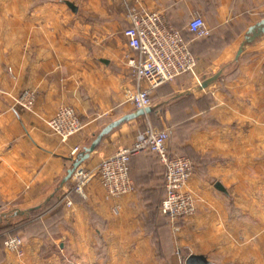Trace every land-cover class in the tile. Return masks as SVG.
<instances>
[{
	"label": "crops",
	"instance_id": "crops-1",
	"mask_svg": "<svg viewBox=\"0 0 264 264\" xmlns=\"http://www.w3.org/2000/svg\"><path fill=\"white\" fill-rule=\"evenodd\" d=\"M128 1L176 27L200 14L211 37L190 39L196 75L157 87L152 113L105 135L82 164L95 171L165 107L172 153L194 161L186 189L197 212L178 229L167 222L166 170L153 152L132 160L131 193L107 198L96 173L87 199L58 204L72 185L74 147L83 152L109 123L137 111L126 101L136 87L126 9L123 0H0V238L4 227L41 217L22 230L23 257L0 240V264H181L191 254L207 264H264V33L247 40L264 20V0ZM26 89L36 95L32 112L13 100ZM62 105L84 123L67 141L48 125Z\"/></svg>",
	"mask_w": 264,
	"mask_h": 264
},
{
	"label": "built area",
	"instance_id": "built-area-1",
	"mask_svg": "<svg viewBox=\"0 0 264 264\" xmlns=\"http://www.w3.org/2000/svg\"><path fill=\"white\" fill-rule=\"evenodd\" d=\"M123 3L128 19V25L123 31L129 49L126 61L136 82L135 89L126 93V101L136 110H145L152 107V93L157 87L185 74L196 75L198 58L191 50V40L171 25L163 13L144 9L128 0H123ZM187 28L192 39H202L211 34L210 27L200 14H195L188 21ZM144 81L148 84L145 87L142 85ZM14 99L15 103L26 110H34L36 95L33 91L23 90ZM48 125L63 141L78 135L84 128L78 111L70 105L60 106ZM168 141L169 132L166 129L156 128L149 123L133 144L118 147L112 155L102 159L95 171L80 164L71 177V188L59 197L58 204L70 206L76 196L87 199L86 188L96 173L107 198L131 193L135 189L130 175L132 160L140 153L153 152L166 170V196L160 210L170 224L178 229L179 219L190 217L197 211V198L186 189L194 164L188 156L171 153ZM81 150L79 146L74 147V160ZM5 247L8 252L23 254V240L19 236L8 237ZM181 264H186V259Z\"/></svg>",
	"mask_w": 264,
	"mask_h": 264
},
{
	"label": "water",
	"instance_id": "water-1",
	"mask_svg": "<svg viewBox=\"0 0 264 264\" xmlns=\"http://www.w3.org/2000/svg\"><path fill=\"white\" fill-rule=\"evenodd\" d=\"M68 5L71 7L73 11H77V7L74 6V4L68 2ZM263 33H264V20L260 24L250 27L247 35V40L252 41L255 37ZM241 51L242 49H240V52ZM207 83L208 82H205L204 86H206ZM152 111H153L152 107H148L145 110L140 109L134 113L124 115L120 119L113 121L109 123L106 127H104L102 131L97 135V137L92 141V143L89 146L85 147L83 152L79 153L78 157L73 162L72 167L68 169L66 180L71 179L74 170L90 156V153L95 150V148L99 145V143L101 142L102 138L105 135L109 134L111 131H113L116 127L120 126L125 121L137 118L139 116L149 115L150 113H152ZM216 187L222 189L220 183H217ZM186 264H207V261L205 257L201 255L191 254L186 258Z\"/></svg>",
	"mask_w": 264,
	"mask_h": 264
},
{
	"label": "rangeland",
	"instance_id": "rangeland-1",
	"mask_svg": "<svg viewBox=\"0 0 264 264\" xmlns=\"http://www.w3.org/2000/svg\"><path fill=\"white\" fill-rule=\"evenodd\" d=\"M79 1H81V0H79ZM124 5V4H123ZM189 20V19H188ZM188 20H186V23H185V25L184 26H180V28H182L184 31H185V29H186V25H187V22H188ZM209 27V26H208ZM191 38H192V36H191ZM128 52H129V49H128ZM173 81H171V82H168V83H165V84H163V85H168L169 83H172ZM21 93H22V91H21ZM20 93V94H21ZM19 94V95H20ZM19 95H17V96H15L14 98H18L19 97ZM13 98V100H14V102L16 101L15 99ZM152 103H153V98H152ZM16 105H19V104H17V103H15ZM20 107H22L21 105H19ZM22 108H24V107H22ZM25 109V108H24ZM165 107L161 110V113H159V115H157V116H149V118L148 119H146L145 120V122H144V128H146V126L150 123V124H152L154 127H156V128H160V129H166L167 131H168V128H169V125H168V121H167V119H166V117H165ZM26 110V109H25ZM28 111V110H27ZM182 113L181 114H179L178 116L176 115L175 116V120L177 119V118H179V119H182ZM168 145H169V142H168ZM170 146V145H169ZM174 154H180V155H185V156H188V157H190L187 153H184V152H178V153H174ZM191 158V157H190ZM191 160L193 161V159L191 158ZM193 164H194V161H193ZM196 174V170H195V168H194V171H193V174H192V176H191V179L189 180V182L193 179V177H194V175ZM188 182V183H189ZM197 209H198V206H197ZM197 212V211H196ZM40 218L41 217H39V215L38 214H36V215H33L32 217H30L28 220H26L25 222H26V225H24V226H20V222H18V223H15V224H13V225H11V226H8V227H4L5 229H7V231L6 232H4V234L3 235H1V238H0V240L2 239V242H3V244L5 245V241H6V239L8 238V237H10V236H19V237H21V239L23 240V253L25 252V250H24V234L25 233H23L22 232V230H24L25 228L27 229V228H29L30 226H32V225H36V224H38V222L40 221ZM181 219H179L178 221H180ZM177 221V222H178ZM10 229V230H9ZM8 230H9V232H8ZM6 248V247H5ZM7 250V249H6ZM8 251V250H7ZM11 253H13V252H11ZM17 255V254H16ZM23 255L24 254H22V255H17V257H23Z\"/></svg>",
	"mask_w": 264,
	"mask_h": 264
},
{
	"label": "trees",
	"instance_id": "trees-1",
	"mask_svg": "<svg viewBox=\"0 0 264 264\" xmlns=\"http://www.w3.org/2000/svg\"><path fill=\"white\" fill-rule=\"evenodd\" d=\"M176 27V26H175ZM178 29H180L181 30V32H182V34H183V36L186 38V39H188V40H190V39H192L191 38V33L189 32V30H188V28H187V25H186V29H185V31L182 29V28H180V27H177ZM226 33V32H225ZM211 37V34L209 35V36H207V37H205L206 39L207 38H210ZM219 37L221 38V35H219ZM218 37V38H219ZM205 38H202V39H205ZM218 44H219V42H217ZM190 47H191V50H192V52L195 54V52L193 51V48H192V44H190ZM195 56H196V54H195ZM197 57V56H196ZM169 142V141H168ZM168 147H169V151L172 153V149H171V147L168 145ZM159 160V159H158ZM160 162V161H159ZM166 219H167V222L169 223V220H168V218L166 217Z\"/></svg>",
	"mask_w": 264,
	"mask_h": 264
}]
</instances>
